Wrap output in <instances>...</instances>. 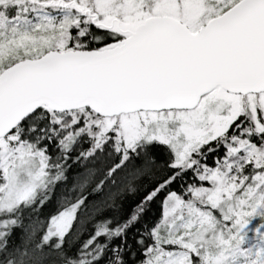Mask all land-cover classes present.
<instances>
[{"label": "snow or ice", "instance_id": "1", "mask_svg": "<svg viewBox=\"0 0 264 264\" xmlns=\"http://www.w3.org/2000/svg\"><path fill=\"white\" fill-rule=\"evenodd\" d=\"M0 264H264V0H0Z\"/></svg>", "mask_w": 264, "mask_h": 264}]
</instances>
